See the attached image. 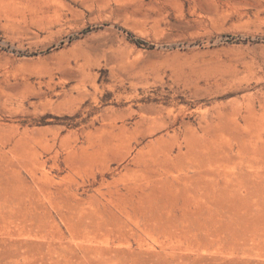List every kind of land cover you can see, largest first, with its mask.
<instances>
[{
	"label": "rangeland",
	"instance_id": "rangeland-1",
	"mask_svg": "<svg viewBox=\"0 0 264 264\" xmlns=\"http://www.w3.org/2000/svg\"><path fill=\"white\" fill-rule=\"evenodd\" d=\"M0 264H264V0H0Z\"/></svg>",
	"mask_w": 264,
	"mask_h": 264
}]
</instances>
